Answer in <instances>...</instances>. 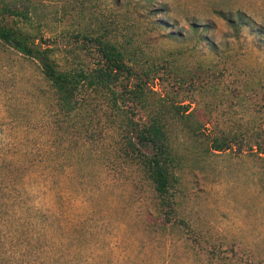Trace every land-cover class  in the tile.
<instances>
[{
  "label": "rangeland",
  "instance_id": "rangeland-1",
  "mask_svg": "<svg viewBox=\"0 0 264 264\" xmlns=\"http://www.w3.org/2000/svg\"><path fill=\"white\" fill-rule=\"evenodd\" d=\"M0 1L28 10L29 21L16 20L17 26L55 48L61 68L91 62L77 33L108 29L118 41L136 35L155 56L179 52L174 60L181 69H210L200 91L177 100L205 123L202 133L195 139L179 124L173 129L183 164L175 199L191 238L197 237L191 241L181 227L161 225L145 178L114 157L113 133L102 128L104 135L94 139L90 132L98 127L87 130L78 121L55 127L37 98L35 88L46 90L34 65L0 46V153L11 165L0 164V212L18 217L16 194L30 195L39 224L72 264H264V157L244 145L222 152L210 145L223 132L264 131V34L256 32L264 30V0H152L146 8H163L155 17L164 26L155 31L151 22L158 19L147 18L135 0ZM219 11L248 25L235 37ZM188 21H196L198 31L207 23L212 29L197 39ZM155 82L158 92L172 90ZM21 162L23 184L13 169ZM3 193L10 197L6 207Z\"/></svg>",
  "mask_w": 264,
  "mask_h": 264
},
{
  "label": "trees",
  "instance_id": "trees-1",
  "mask_svg": "<svg viewBox=\"0 0 264 264\" xmlns=\"http://www.w3.org/2000/svg\"><path fill=\"white\" fill-rule=\"evenodd\" d=\"M128 1L133 3V0ZM135 1L134 6L147 12L149 19L163 12V8H158L157 13L149 6L146 8L152 0ZM217 15L235 37L248 25L240 15L233 17L222 11ZM16 20L29 21L28 10L0 1V46L13 49L34 65L46 91L40 93L42 88L33 87L37 98L43 100L52 124L55 127L70 126L78 121L87 130L89 126L98 127V131L90 132L94 139L104 135L102 128L112 132L114 157L145 178L154 195V213L161 225L181 227L191 241H196L197 237L191 238L193 229L180 216L175 199L183 164L175 152L173 129L179 124L195 139L202 133L205 123L195 119L194 111L189 112V106L179 105L177 100L182 93L200 91L199 84L209 76L210 69L200 65L181 69L174 60L179 52L168 49L155 56L136 35L128 34L118 41L111 37L108 29L98 33H77L75 39L79 41V49L90 56L91 62H69L61 68L57 50L46 44L42 36L17 26ZM152 21L154 31L164 26L160 19ZM188 23L197 39L212 29L207 23L198 31L196 21ZM256 32L264 34L261 27H257ZM155 81L160 87L167 82L172 90L162 86L158 92L154 89ZM210 145L216 152L226 151L234 145L241 150L244 145L264 157V131L242 135L223 132L221 136L213 137ZM3 153H0V164L8 166V158ZM15 166L19 183L23 184L25 163ZM9 172L15 173L12 169ZM20 193L16 194V202L22 210L18 217L15 212L8 213L4 209L0 212V264H72L62 256L54 235L49 234L43 223L39 224L42 220L34 214L30 195ZM8 197V193H3V207H6ZM23 213L25 215L21 216ZM212 255L219 257V250H212ZM204 257L208 262L214 260L212 256Z\"/></svg>",
  "mask_w": 264,
  "mask_h": 264
}]
</instances>
